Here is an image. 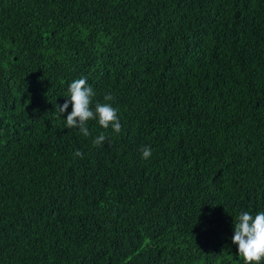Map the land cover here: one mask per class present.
Returning a JSON list of instances; mask_svg holds the SVG:
<instances>
[{
    "label": "trees",
    "instance_id": "trees-1",
    "mask_svg": "<svg viewBox=\"0 0 264 264\" xmlns=\"http://www.w3.org/2000/svg\"><path fill=\"white\" fill-rule=\"evenodd\" d=\"M83 77L119 134L58 118ZM242 211H264V0H0V264H243Z\"/></svg>",
    "mask_w": 264,
    "mask_h": 264
},
{
    "label": "clouds",
    "instance_id": "clouds-1",
    "mask_svg": "<svg viewBox=\"0 0 264 264\" xmlns=\"http://www.w3.org/2000/svg\"><path fill=\"white\" fill-rule=\"evenodd\" d=\"M95 92L88 84L87 78H78L68 85V100L62 106H57L58 118L68 109L69 103L72 111L67 115L65 128L78 129L84 137L91 136L88 122L97 121L98 125L107 130L111 128L114 134L121 132L122 125L118 116V109L112 106L114 97L111 94L104 96V103L96 102L93 108ZM108 137L101 133L96 136L92 143L94 146H102ZM152 155L150 147L142 148V159H149ZM74 158H83L80 150L74 152ZM234 234L232 243L238 246V256L243 264H264V211H242L233 221Z\"/></svg>",
    "mask_w": 264,
    "mask_h": 264
}]
</instances>
